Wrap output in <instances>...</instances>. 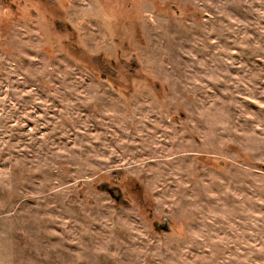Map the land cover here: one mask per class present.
I'll use <instances>...</instances> for the list:
<instances>
[{
  "label": "rangeland",
  "instance_id": "374dc122",
  "mask_svg": "<svg viewBox=\"0 0 264 264\" xmlns=\"http://www.w3.org/2000/svg\"><path fill=\"white\" fill-rule=\"evenodd\" d=\"M0 264H264V0H0Z\"/></svg>",
  "mask_w": 264,
  "mask_h": 264
},
{
  "label": "water",
  "instance_id": "95a60500",
  "mask_svg": "<svg viewBox=\"0 0 264 264\" xmlns=\"http://www.w3.org/2000/svg\"><path fill=\"white\" fill-rule=\"evenodd\" d=\"M108 192L110 193V195L117 201L119 202L120 199H121V195H115L114 194V190L112 189H108ZM159 230H162V231H169V226H168V223H165V224H162L160 225L159 227Z\"/></svg>",
  "mask_w": 264,
  "mask_h": 264
}]
</instances>
